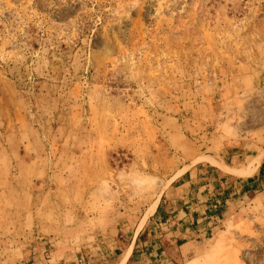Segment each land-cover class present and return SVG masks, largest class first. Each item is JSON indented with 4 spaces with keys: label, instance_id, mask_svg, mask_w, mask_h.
Listing matches in <instances>:
<instances>
[{
    "label": "rangeland",
    "instance_id": "374dc122",
    "mask_svg": "<svg viewBox=\"0 0 264 264\" xmlns=\"http://www.w3.org/2000/svg\"><path fill=\"white\" fill-rule=\"evenodd\" d=\"M263 162L264 0H0V264H264Z\"/></svg>",
    "mask_w": 264,
    "mask_h": 264
},
{
    "label": "crops",
    "instance_id": "0c3cea01",
    "mask_svg": "<svg viewBox=\"0 0 264 264\" xmlns=\"http://www.w3.org/2000/svg\"><path fill=\"white\" fill-rule=\"evenodd\" d=\"M190 181H192L190 182V187H192L194 176L190 178ZM199 181L203 183L206 179L201 177ZM224 199L225 198L218 191L216 192L212 190L207 192L204 188L199 192H188L185 185L173 187L172 190L164 195V198L159 203L158 208L156 209L155 220H157L162 226L166 227L170 226V223L174 224L175 222L173 221L177 218L190 223L199 224L204 221L205 216L209 217L211 212L214 214L217 211V207H220V205L223 204ZM171 230L173 232L178 231L181 234L179 227L172 229L171 225ZM20 236L26 239V243L24 244L21 241H14V244L12 245L13 250H9L10 254L8 255V257L10 256L12 258V260H10V263L12 264L26 262L28 255H30L29 245L38 240L30 231H22L20 232ZM177 236L179 237V235ZM19 242L21 243L19 244ZM20 245H23V247ZM52 255L54 258L52 264H63L62 261L64 254L61 250ZM118 264H120V262ZM126 264H128V262Z\"/></svg>",
    "mask_w": 264,
    "mask_h": 264
},
{
    "label": "trees",
    "instance_id": "16d2710c",
    "mask_svg": "<svg viewBox=\"0 0 264 264\" xmlns=\"http://www.w3.org/2000/svg\"><path fill=\"white\" fill-rule=\"evenodd\" d=\"M258 183L264 184V164L260 167L257 176Z\"/></svg>",
    "mask_w": 264,
    "mask_h": 264
},
{
    "label": "bare ground",
    "instance_id": "6f19581e",
    "mask_svg": "<svg viewBox=\"0 0 264 264\" xmlns=\"http://www.w3.org/2000/svg\"><path fill=\"white\" fill-rule=\"evenodd\" d=\"M157 207H158V202H155L150 208L149 215H153L156 212Z\"/></svg>",
    "mask_w": 264,
    "mask_h": 264
}]
</instances>
